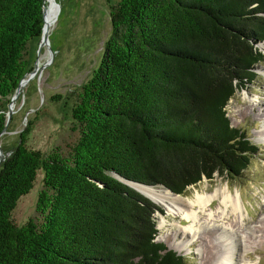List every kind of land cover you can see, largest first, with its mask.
<instances>
[{
    "label": "trees",
    "instance_id": "16d2710c",
    "mask_svg": "<svg viewBox=\"0 0 264 264\" xmlns=\"http://www.w3.org/2000/svg\"><path fill=\"white\" fill-rule=\"evenodd\" d=\"M45 5L0 0V131ZM109 17L69 150L30 148L22 131L0 164V264H186L155 240L162 209L118 177L183 194L215 173L239 177L257 151L225 107L264 61V0H117ZM38 171L37 215L18 224Z\"/></svg>",
    "mask_w": 264,
    "mask_h": 264
},
{
    "label": "rangeland",
    "instance_id": "374dc122",
    "mask_svg": "<svg viewBox=\"0 0 264 264\" xmlns=\"http://www.w3.org/2000/svg\"><path fill=\"white\" fill-rule=\"evenodd\" d=\"M55 2L59 9L52 16L55 20L50 31H47L49 47L42 44L40 36L29 42V72L38 61L42 67L20 87L12 103L14 105L11 106L10 120L0 136L3 152L11 153L19 142L22 131H25L26 144L44 153L55 146L68 151L69 145L77 137L76 132L71 130V108L75 102V93L91 77L99 64L104 44L111 33L110 6L117 0ZM258 46L264 50V41ZM254 71V79L247 83L243 90L237 91L225 107L230 125L240 128L257 147L248 168L239 177L218 173L211 179L203 177L196 184L189 186L183 194H179L192 197L194 190L212 194L216 188L228 187L231 193L240 195L245 222L249 225H258V218L264 217V111H261L264 105H256L258 100L264 102V61L258 63ZM27 77L28 75L25 76ZM41 186L42 171H38L33 187L19 198L12 212V217L18 224L37 215L35 204ZM218 199L213 198L210 205L213 215L219 206ZM155 204L162 209V212L155 213L158 223L165 211L161 205ZM166 217L169 218L168 222L178 220L176 216ZM204 220L200 219L202 223L197 238L183 248L178 247L182 234L175 235L168 230L171 227L168 225L159 229L156 224L155 240L182 255L187 260L186 264H221L220 259L226 252L225 248L231 253L230 264H264V229L255 232L254 235L259 236L251 238L250 243H245L241 237V244L231 248L217 238L216 219H209V224L203 222ZM181 224H185V221ZM208 233H213V237L218 240L214 248L210 247L204 237ZM172 234L174 236H171ZM239 235L241 236V233ZM169 242H173L171 244L174 246H169Z\"/></svg>",
    "mask_w": 264,
    "mask_h": 264
},
{
    "label": "bare ground",
    "instance_id": "6f19581e",
    "mask_svg": "<svg viewBox=\"0 0 264 264\" xmlns=\"http://www.w3.org/2000/svg\"><path fill=\"white\" fill-rule=\"evenodd\" d=\"M47 2L49 6L47 9L45 25L49 30L55 20V18L52 16L54 15L56 8L53 5L52 0H47ZM41 67L42 65L38 61L36 64V71ZM24 85L25 84L21 85V87ZM13 105L11 104V106ZM256 105L263 106L264 102L258 100ZM249 106L251 105L249 104ZM261 111H264V108ZM256 114L258 115V112H256ZM129 183L133 188L148 196L155 203L161 205L164 208L165 215L158 220L157 227L160 229L165 227V225H168L169 227H172H167L168 230H171L175 235L182 234V241L178 245L179 248H183L197 238V234H199L198 230L201 229L202 223L200 222V219H208L203 221L206 222V224H209V219H216L218 224V228L215 231L217 232L216 234H218L217 238L223 240L231 248H235L241 244V237L245 243H250L251 238L259 236L254 235V233H257L258 231L261 232L262 229H264L263 216L258 218V225H249V223H246L247 221L245 222L246 218L244 217L245 215L243 212V205L240 195L238 193L234 195L231 193L228 187L216 188L212 194H204L194 190L193 196L188 197L174 195L159 185L148 186L133 182ZM213 198H219V206H217V210L215 211L214 215L210 211V205H212L211 202ZM206 210L208 211L206 212ZM166 215L176 216L178 220L168 222L169 218L166 217ZM182 221H185V224H181ZM186 222H188V224H186ZM238 232L239 234L241 233V236L238 234ZM174 234L171 236H174ZM212 234L208 233L204 237L211 245L210 247L214 248L216 241L218 240L215 239ZM235 236L238 237L235 238ZM171 243L173 242H169L168 245L173 247L174 245ZM220 244L222 245L221 242ZM224 250H226V252L223 254V257H221L220 262L221 264H230L231 253L227 250V248Z\"/></svg>",
    "mask_w": 264,
    "mask_h": 264
},
{
    "label": "water",
    "instance_id": "95a60500",
    "mask_svg": "<svg viewBox=\"0 0 264 264\" xmlns=\"http://www.w3.org/2000/svg\"><path fill=\"white\" fill-rule=\"evenodd\" d=\"M45 1H47V0H45ZM52 3H53V5L55 6V8H56V12H57L58 9H59L58 4L55 2V0H52ZM48 6H49V4L45 5V7H44V9H43V25H42L41 34H40V39H41L42 44H45V45H47V46H48V39H47V31H48V29H47V27H46V25H45V16H46V10H47ZM48 47H49V46H48ZM35 65H36V64H35ZM35 72H36V66L33 68V70H32L31 72L26 73V74L21 78V80L19 81V83H18V85H17V87H16V89H15V91H14V94L12 95V97L10 98V100H9V102H8V104H7V110H6V113H5V117H6V119H5L4 126H3L2 130L0 131V136H1V134L5 131L6 126H7L8 122H9V120H10L11 113H12V107H11V104L14 102L15 97L18 95V93H19V89H20L21 85L25 84V83L28 81V79L34 75ZM26 75H28L27 78H25ZM19 141H20V139H19ZM9 155H10V152H3V150H2L1 147H0V163H2V161H3L6 157H8ZM118 179H119L120 181H122L123 183L129 185L130 187H132V186L130 185L129 182L139 183V182H136V181H133V180H130V179H125V178H122V177H118ZM139 184H142V183H139ZM145 185H146V184H145ZM148 186H152V185H148ZM159 186H161V187L167 189L170 193H172V194H174V195H179V194H177V193L172 192L169 188H167V187L164 186V185H159ZM134 189H135V188H134ZM136 190H137V189H136ZM137 191H138V190H137ZM139 192H140V191H139ZM140 193H141V192H140ZM142 194H143V193H142ZM143 195H144V194H143ZM144 196H146V195H144ZM146 197H147V196H146ZM149 199H150V198H149ZM150 200H151V199H150Z\"/></svg>",
    "mask_w": 264,
    "mask_h": 264
}]
</instances>
